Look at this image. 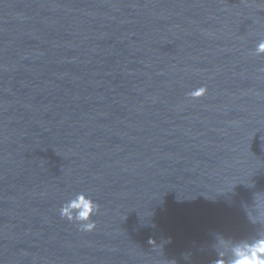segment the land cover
I'll return each mask as SVG.
<instances>
[{
	"label": "water",
	"instance_id": "1",
	"mask_svg": "<svg viewBox=\"0 0 264 264\" xmlns=\"http://www.w3.org/2000/svg\"><path fill=\"white\" fill-rule=\"evenodd\" d=\"M261 39L264 0H0V264H213L264 230Z\"/></svg>",
	"mask_w": 264,
	"mask_h": 264
},
{
	"label": "clouds",
	"instance_id": "2",
	"mask_svg": "<svg viewBox=\"0 0 264 264\" xmlns=\"http://www.w3.org/2000/svg\"><path fill=\"white\" fill-rule=\"evenodd\" d=\"M256 56H264V39L255 47ZM207 87L200 86L187 93L192 99H198L207 94ZM100 212V205L85 192L77 193L67 200L59 209L61 219L79 225L81 232L91 233L96 230L97 224L93 219ZM248 220L254 224H264V218L253 219L247 215ZM217 254L213 264H264V230H257L254 235L241 239H226L217 234L212 246Z\"/></svg>",
	"mask_w": 264,
	"mask_h": 264
}]
</instances>
